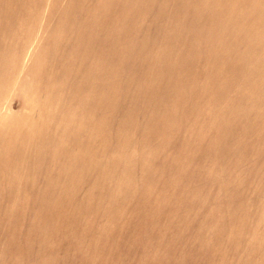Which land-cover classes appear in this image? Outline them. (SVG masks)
<instances>
[{
	"label": "rangeland",
	"instance_id": "1",
	"mask_svg": "<svg viewBox=\"0 0 264 264\" xmlns=\"http://www.w3.org/2000/svg\"><path fill=\"white\" fill-rule=\"evenodd\" d=\"M41 1L48 28L73 29L65 58L29 107L13 88L0 107L47 115V129L65 86L75 128L31 139L25 180L0 192V264H264V0L228 7L220 26L236 34L217 39L218 0ZM54 3L75 5L60 18ZM32 33L27 65L41 47Z\"/></svg>",
	"mask_w": 264,
	"mask_h": 264
},
{
	"label": "bare ground",
	"instance_id": "2",
	"mask_svg": "<svg viewBox=\"0 0 264 264\" xmlns=\"http://www.w3.org/2000/svg\"><path fill=\"white\" fill-rule=\"evenodd\" d=\"M218 1L219 7L215 8L214 11L209 14L210 17L208 20V26L211 30L215 31L216 39L221 36V34H236L234 31V33H232L229 27L220 26V23L221 19L227 15L226 9L231 6H237L241 0ZM74 5L75 3L70 6H65L64 8L62 7L63 9L60 11L56 3H54L52 8L55 9V13L61 18V16H64L68 7L73 8ZM41 8V0H0V17L3 25V31L0 36L4 37L5 40V43L2 45V49H5V54L0 55V99L5 89H16L20 93V97L26 108L30 106V98L35 95L37 96L36 93L38 89H40L41 81L47 89L50 88L51 75L54 74L52 71L53 69L56 70L58 61H63L65 58L63 54H57L59 42L64 39L67 33L73 31V29H70L64 22L59 26L48 28L47 20L40 12ZM110 8L114 10L118 9L117 6L113 7L112 5H110ZM254 8L259 14L258 27L264 26V3L254 2ZM33 29L38 31L35 40L41 43V47L37 53L35 62L32 65H27L26 61L28 55L30 51H32L30 43L34 35L32 33ZM45 33L47 34L46 36ZM237 35H239V39H242L245 33H237ZM216 42L215 44H211V48L214 49V51L218 46ZM69 46L75 48V44L69 43ZM229 50L231 49L229 48ZM68 54L75 58L74 52H69ZM247 57V54L242 53L239 59L245 60ZM48 63H51V69L47 72L44 71V68ZM216 67L214 70L219 68ZM68 73L75 74V61L72 63L71 68L69 67ZM59 75L60 73L57 71L55 73V78H58ZM250 84L253 85L252 83ZM64 88L65 86H59L53 91L56 93V95L54 94L56 99L52 98L54 101H58L61 104L62 109H59V111L55 109L50 113L48 117L55 121V123L49 125L47 129H38V126L41 125L47 115H39L34 122H31L26 114H12L11 116H7L3 108L0 107V192L5 188L8 190V193H10V188L17 179V176L23 177L22 180H25V176L27 175L25 170L27 159L24 155L25 149L31 139L52 140L53 133L61 128L63 120L66 121L67 127H69L68 129L75 128V125L72 126L73 122L75 124V107L68 104L64 105L65 99L64 96H62ZM69 98L75 103V81L71 86ZM15 103H17V101L14 100V104ZM34 104L32 105L37 106L36 103ZM48 132H51V135H49ZM70 143V139H63L56 145L59 151H65ZM73 162L74 160H72L67 167L69 171H72L74 168ZM61 182L62 179L58 177L55 180H51V185H56ZM6 218H8L6 219L7 221L11 219L7 216Z\"/></svg>",
	"mask_w": 264,
	"mask_h": 264
}]
</instances>
